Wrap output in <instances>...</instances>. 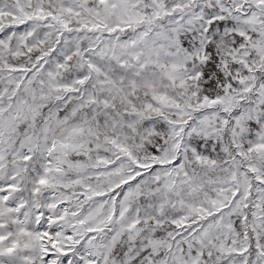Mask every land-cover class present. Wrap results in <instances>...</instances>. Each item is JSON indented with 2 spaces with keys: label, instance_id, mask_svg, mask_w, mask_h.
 Returning a JSON list of instances; mask_svg holds the SVG:
<instances>
[{
  "label": "snow or ice",
  "instance_id": "1",
  "mask_svg": "<svg viewBox=\"0 0 264 264\" xmlns=\"http://www.w3.org/2000/svg\"><path fill=\"white\" fill-rule=\"evenodd\" d=\"M0 264H264V0H0Z\"/></svg>",
  "mask_w": 264,
  "mask_h": 264
}]
</instances>
